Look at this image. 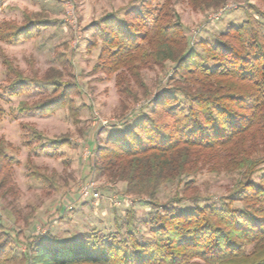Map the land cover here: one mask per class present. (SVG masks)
I'll return each mask as SVG.
<instances>
[{
  "label": "trees",
  "instance_id": "16d2710c",
  "mask_svg": "<svg viewBox=\"0 0 264 264\" xmlns=\"http://www.w3.org/2000/svg\"><path fill=\"white\" fill-rule=\"evenodd\" d=\"M188 1L194 9L204 10L227 0ZM249 9L264 19L257 7L249 5ZM40 22L3 23L0 40L27 39ZM261 26L249 14L241 25L229 27L213 41L190 43L178 14L167 3L160 6L159 0H133L123 21L116 13L105 16L95 26L102 43L97 69L115 71L118 65L132 64L134 58L162 67L171 63L174 69L171 88L152 100L148 112L129 119L96 149L100 176L124 182L129 194L151 200L155 211L145 222L148 234L136 229L135 214L130 211L123 234L106 237L94 231L68 243L45 240L31 243L28 252L18 255L16 232L7 229L0 217V264H264ZM8 67L13 70L12 64ZM17 74L18 83L9 90L19 87L14 96L31 90L30 83L35 82ZM43 82L56 95L23 107L24 111L47 114L69 104L71 85L50 79ZM30 130L34 139H41L37 129ZM68 143L54 141L49 150ZM2 147L0 143V169L12 162ZM40 148L45 149L44 144ZM199 155L219 161L210 165L216 173L240 175L227 198L220 205L209 199L201 205L203 199L195 198L194 209L185 211L176 209L186 201L179 195L160 203L161 189L193 174ZM31 172L35 179L53 185L39 170L31 167Z\"/></svg>",
  "mask_w": 264,
  "mask_h": 264
},
{
  "label": "rangeland",
  "instance_id": "374dc122",
  "mask_svg": "<svg viewBox=\"0 0 264 264\" xmlns=\"http://www.w3.org/2000/svg\"><path fill=\"white\" fill-rule=\"evenodd\" d=\"M132 1L4 0L0 5V26L42 21L27 39L0 40V143L12 161L0 169V217L7 229L16 232L18 255L28 252L31 243L45 240L68 243L94 231L106 237L123 234L130 211L135 214L136 229L148 234L145 222L155 211L151 200L129 194L126 183H114L96 170V149L129 119L148 112L152 100L171 88V63L162 67L134 58L132 64L118 65L115 71L96 68L101 63L102 43L95 26L110 13L123 21ZM165 3L178 14L190 43L213 41L229 27L241 25L249 14L262 23L264 32V19L249 9L253 5L264 12V0H227L204 10L194 9L188 0H159L160 6ZM17 73L35 82L30 83L31 90L14 96L19 87L9 90L18 83ZM47 79L71 85L69 104L47 114L24 111L23 107L56 95L51 86L44 85ZM31 127L42 140L32 137ZM63 140L69 143L49 150L52 142ZM43 144L45 149L40 148ZM207 161L199 155L193 174L164 186L160 203L179 195L186 199L176 207L180 211L193 210L195 198L203 199L201 205L205 199L220 205L241 178L237 172L216 173L210 165L219 161ZM31 167L53 185L35 179ZM89 181L94 182L100 199L73 205Z\"/></svg>",
  "mask_w": 264,
  "mask_h": 264
},
{
  "label": "built area",
  "instance_id": "2783aa9c",
  "mask_svg": "<svg viewBox=\"0 0 264 264\" xmlns=\"http://www.w3.org/2000/svg\"><path fill=\"white\" fill-rule=\"evenodd\" d=\"M101 197L100 192L97 191L95 188V184L93 181H89L86 185L82 188L79 193V197L74 199L73 205L76 203H86L88 201H97ZM73 205L68 207V210H73Z\"/></svg>",
  "mask_w": 264,
  "mask_h": 264
},
{
  "label": "crops",
  "instance_id": "0c3cea01",
  "mask_svg": "<svg viewBox=\"0 0 264 264\" xmlns=\"http://www.w3.org/2000/svg\"><path fill=\"white\" fill-rule=\"evenodd\" d=\"M84 210H86V208H84ZM82 213H83V210H82ZM74 217L70 218V219H73Z\"/></svg>",
  "mask_w": 264,
  "mask_h": 264
}]
</instances>
